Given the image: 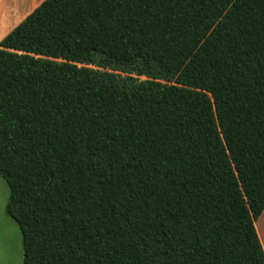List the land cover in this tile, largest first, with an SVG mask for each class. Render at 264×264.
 Here are the masks:
<instances>
[{
    "label": "trees",
    "instance_id": "obj_1",
    "mask_svg": "<svg viewBox=\"0 0 264 264\" xmlns=\"http://www.w3.org/2000/svg\"><path fill=\"white\" fill-rule=\"evenodd\" d=\"M0 176L22 264H264V0H44L0 41Z\"/></svg>",
    "mask_w": 264,
    "mask_h": 264
},
{
    "label": "rangeland",
    "instance_id": "obj_2",
    "mask_svg": "<svg viewBox=\"0 0 264 264\" xmlns=\"http://www.w3.org/2000/svg\"><path fill=\"white\" fill-rule=\"evenodd\" d=\"M8 193L0 176V264H22L21 232L15 221L4 213Z\"/></svg>",
    "mask_w": 264,
    "mask_h": 264
},
{
    "label": "crops",
    "instance_id": "obj_3",
    "mask_svg": "<svg viewBox=\"0 0 264 264\" xmlns=\"http://www.w3.org/2000/svg\"><path fill=\"white\" fill-rule=\"evenodd\" d=\"M44 0H0V41ZM264 251V208L254 222Z\"/></svg>",
    "mask_w": 264,
    "mask_h": 264
}]
</instances>
